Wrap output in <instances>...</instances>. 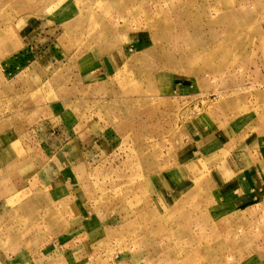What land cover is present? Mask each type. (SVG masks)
<instances>
[{
  "label": "rangeland",
  "instance_id": "obj_1",
  "mask_svg": "<svg viewBox=\"0 0 264 264\" xmlns=\"http://www.w3.org/2000/svg\"><path fill=\"white\" fill-rule=\"evenodd\" d=\"M0 138V264H264V0H0Z\"/></svg>",
  "mask_w": 264,
  "mask_h": 264
},
{
  "label": "crops",
  "instance_id": "obj_2",
  "mask_svg": "<svg viewBox=\"0 0 264 264\" xmlns=\"http://www.w3.org/2000/svg\"><path fill=\"white\" fill-rule=\"evenodd\" d=\"M1 140L4 141L3 139L0 138V143H1ZM7 143L8 144H6V142H4L3 148L0 150V163L7 166V168H5V170H7L8 168H10L12 166H16V165L20 164L19 148L13 147L12 146L13 143H9L8 141H7Z\"/></svg>",
  "mask_w": 264,
  "mask_h": 264
}]
</instances>
